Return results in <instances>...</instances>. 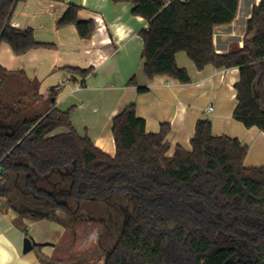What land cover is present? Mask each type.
Masks as SVG:
<instances>
[{
  "label": "trees",
  "instance_id": "16d2710c",
  "mask_svg": "<svg viewBox=\"0 0 264 264\" xmlns=\"http://www.w3.org/2000/svg\"><path fill=\"white\" fill-rule=\"evenodd\" d=\"M22 1L0 0V45L8 44L16 55L46 46L32 28L12 26ZM125 1L133 15L148 21L139 32L148 79L165 75L191 82L189 71L177 63L179 52L199 70L209 64L237 67L233 116L264 132V0L247 19L242 47L224 52L216 51L214 30L236 19L240 0ZM78 11L69 4L58 26L73 24L89 38L94 21L80 19ZM79 70L84 76L93 71ZM128 83L136 84V77ZM137 87L140 93L149 90ZM57 92L52 88L49 108L32 117L0 101V180L27 196L23 209L76 218L71 203L128 196L133 208L124 209L104 264H264V165H245L249 148L239 138L216 135L211 120L199 119L191 148L177 145L169 155L170 124L148 132L132 103L113 117L111 156L77 132L70 109L56 106ZM59 128L64 131L54 134ZM10 190L0 187V196L9 199ZM116 199L108 204L119 206Z\"/></svg>",
  "mask_w": 264,
  "mask_h": 264
},
{
  "label": "crops",
  "instance_id": "0c3cea01",
  "mask_svg": "<svg viewBox=\"0 0 264 264\" xmlns=\"http://www.w3.org/2000/svg\"><path fill=\"white\" fill-rule=\"evenodd\" d=\"M260 1L240 0L236 19L231 24L215 27L217 52L242 47L247 19ZM69 4L79 6L80 19L94 21L95 29L89 38H82L73 24L58 26ZM97 18L102 20L101 25ZM11 24L22 29L32 28L36 40L46 46L16 55L8 44L2 43L3 72L31 88L29 95L24 94L36 99L37 104H44L45 111L49 108L51 89L56 88V106L64 111L70 109L77 132L89 136L95 146L111 156L116 154L113 117L134 103L138 116L146 121L148 132H159L162 123L170 124L169 155H173L177 145L190 149L197 121L209 119L214 134L237 137L249 147V154L255 152L254 158L264 157V132L257 127H245L233 116L237 105L234 85L240 79L239 68H216L209 64L199 70L185 52H179L177 63L189 71L191 82L181 83L165 75L148 79L144 72V42L139 35L148 21L132 14L130 2L25 0L16 5ZM90 68L93 71L87 76L79 72ZM133 76L136 84H129ZM137 86L149 90L140 93ZM62 131L59 128L54 134ZM261 165L264 164L255 166ZM10 189L6 207H2L0 200V264H104L106 251L112 247L107 237L112 236L100 234L99 227L93 224L97 220L92 218L95 215L90 208L81 202L76 205L78 213L89 214L80 221L59 211L55 216L44 212L30 214L16 201L24 205L27 196L18 186ZM95 217L106 218L105 215ZM26 238L35 242L27 252L24 251ZM98 238L101 244L107 243L106 249H95Z\"/></svg>",
  "mask_w": 264,
  "mask_h": 264
},
{
  "label": "rangeland",
  "instance_id": "374dc122",
  "mask_svg": "<svg viewBox=\"0 0 264 264\" xmlns=\"http://www.w3.org/2000/svg\"><path fill=\"white\" fill-rule=\"evenodd\" d=\"M234 45V44H233ZM0 79H1V85H0V101L5 102V104L12 105L16 109L21 110V114L24 116H29L32 117L36 114H41L45 112V105H39L36 103V99H32L28 97L30 90L32 91L31 88H29L27 85L24 84V82L18 78H12L5 74L3 71L0 70ZM27 93V94H24ZM249 148V147H248ZM250 152V149H248ZM251 153V152H250ZM254 151L252 154H247L246 159H245V164L246 166H255L259 164H264V157L263 158H254ZM251 163V164H248ZM5 186L7 188L13 187L12 182L11 184L8 183L5 179L0 180V187ZM44 187L43 185H41ZM14 196V194H12ZM123 198H113L111 199L108 203H114L113 201L116 199L117 202H119V206L115 205H110L107 202H100V201H82L81 203L84 204L86 208H90L92 210V215H105L106 218L101 221H96L93 223L95 226H98L100 229V234H107L111 235L112 237L109 238L107 237L108 242H112V247L114 245V240H113V235H116L118 237L119 229L122 225V220L124 217V209L133 208V205L129 199L128 196H122ZM0 200L2 201V207H6L8 204V199L1 197ZM17 205L20 208L27 207V205H22L18 200ZM20 204V205H19ZM78 205V204H75ZM77 207H75L76 211ZM109 212L111 213V216L109 215ZM89 215V214H88ZM88 215H83V213L80 211L77 216L76 220L80 221L81 218H84L85 216ZM91 215V214H90ZM63 220L64 217L61 215ZM68 219V217L66 218ZM75 219V218H74ZM67 221V220H64ZM118 234V235H117ZM111 240V241H110ZM23 244H24V239H23ZM103 244V245H102ZM100 243L99 238L95 241L94 247L95 249H106L107 243L104 241L103 243ZM108 247H111V244L108 243ZM103 255V253H102ZM44 257V256H43ZM45 260H48L47 257H44ZM54 260V258H51Z\"/></svg>",
  "mask_w": 264,
  "mask_h": 264
},
{
  "label": "water",
  "instance_id": "95a60500",
  "mask_svg": "<svg viewBox=\"0 0 264 264\" xmlns=\"http://www.w3.org/2000/svg\"><path fill=\"white\" fill-rule=\"evenodd\" d=\"M34 241L31 238H26L25 244H24V251L27 252L31 250L34 246Z\"/></svg>",
  "mask_w": 264,
  "mask_h": 264
},
{
  "label": "built area",
  "instance_id": "2783aa9c",
  "mask_svg": "<svg viewBox=\"0 0 264 264\" xmlns=\"http://www.w3.org/2000/svg\"><path fill=\"white\" fill-rule=\"evenodd\" d=\"M97 23L99 24V25H101L102 24V20H100L99 18H97ZM103 28V25L101 26V29ZM79 87H77V89H78ZM210 110L211 111H213V107H211L210 108ZM1 178H3L2 176H1Z\"/></svg>",
  "mask_w": 264,
  "mask_h": 264
}]
</instances>
